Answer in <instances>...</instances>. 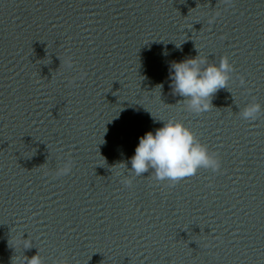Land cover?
<instances>
[{"label":"clouds","instance_id":"1","mask_svg":"<svg viewBox=\"0 0 264 264\" xmlns=\"http://www.w3.org/2000/svg\"><path fill=\"white\" fill-rule=\"evenodd\" d=\"M222 3L231 5L233 0H222ZM66 63L68 67H72L70 61ZM172 69L173 93L184 98L187 111L198 115L211 110L213 96L222 88L228 89L234 72L227 56L216 64L209 63L208 58L198 55L173 63ZM239 79L240 85L244 86V77ZM262 112L264 107L253 98L252 102L239 109L238 115L245 121H255ZM130 163L129 171L135 176L150 173L156 181L167 182L169 186H175L181 180L196 175L201 168L212 172H219L221 168L218 154L210 152L207 145L201 143L189 127L174 119L163 121V126L156 129L154 134L149 131L142 136ZM72 165L71 159L66 160L62 166L57 167L54 178L68 175L72 171ZM121 182L125 187H131L130 178ZM23 241L26 242L25 248L31 247L29 239ZM26 264L44 262L38 253L27 258ZM54 264H67V261L58 259Z\"/></svg>","mask_w":264,"mask_h":264}]
</instances>
